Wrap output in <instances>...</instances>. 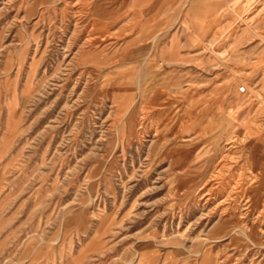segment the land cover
Instances as JSON below:
<instances>
[{
    "label": "rangeland",
    "instance_id": "obj_1",
    "mask_svg": "<svg viewBox=\"0 0 264 264\" xmlns=\"http://www.w3.org/2000/svg\"><path fill=\"white\" fill-rule=\"evenodd\" d=\"M0 264H264V0H0Z\"/></svg>",
    "mask_w": 264,
    "mask_h": 264
},
{
    "label": "built area",
    "instance_id": "obj_2",
    "mask_svg": "<svg viewBox=\"0 0 264 264\" xmlns=\"http://www.w3.org/2000/svg\"><path fill=\"white\" fill-rule=\"evenodd\" d=\"M242 90H243V88H242Z\"/></svg>",
    "mask_w": 264,
    "mask_h": 264
}]
</instances>
